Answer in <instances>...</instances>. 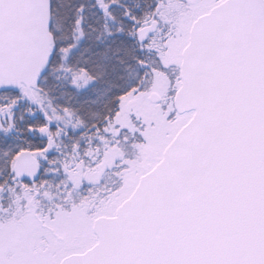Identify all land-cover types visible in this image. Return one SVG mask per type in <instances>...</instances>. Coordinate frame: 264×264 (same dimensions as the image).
I'll return each mask as SVG.
<instances>
[{
	"label": "snow or ice",
	"instance_id": "obj_1",
	"mask_svg": "<svg viewBox=\"0 0 264 264\" xmlns=\"http://www.w3.org/2000/svg\"><path fill=\"white\" fill-rule=\"evenodd\" d=\"M0 264H264V0H0Z\"/></svg>",
	"mask_w": 264,
	"mask_h": 264
}]
</instances>
